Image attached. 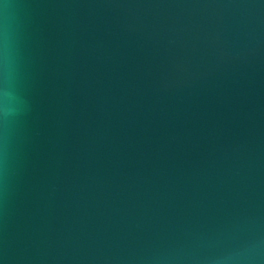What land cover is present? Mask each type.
<instances>
[{"label": "water", "instance_id": "water-1", "mask_svg": "<svg viewBox=\"0 0 264 264\" xmlns=\"http://www.w3.org/2000/svg\"><path fill=\"white\" fill-rule=\"evenodd\" d=\"M0 264H264V0H0Z\"/></svg>", "mask_w": 264, "mask_h": 264}]
</instances>
